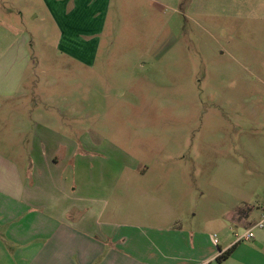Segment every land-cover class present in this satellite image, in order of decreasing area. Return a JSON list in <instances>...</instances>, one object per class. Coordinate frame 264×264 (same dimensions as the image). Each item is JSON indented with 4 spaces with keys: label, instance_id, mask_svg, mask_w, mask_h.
<instances>
[{
    "label": "rangeland",
    "instance_id": "rangeland-1",
    "mask_svg": "<svg viewBox=\"0 0 264 264\" xmlns=\"http://www.w3.org/2000/svg\"><path fill=\"white\" fill-rule=\"evenodd\" d=\"M18 2L0 0L3 72L19 76L27 54L30 88L61 104L50 125L80 144L66 175L83 198L114 189L138 212L141 190L162 192L164 214L172 202L184 219L239 229L226 214L264 178V0H114L92 65L60 54L54 34L20 52L34 9ZM27 109L28 97H0V142Z\"/></svg>",
    "mask_w": 264,
    "mask_h": 264
},
{
    "label": "crops",
    "instance_id": "crops-1",
    "mask_svg": "<svg viewBox=\"0 0 264 264\" xmlns=\"http://www.w3.org/2000/svg\"><path fill=\"white\" fill-rule=\"evenodd\" d=\"M113 2L19 0L34 9L29 17L34 25L16 32V46L24 53L38 32L45 43L54 34L60 54L92 65ZM27 60L26 54L19 76L3 72L7 62H0V97H28V118L17 123L10 142H0V149L17 150L11 156L0 152V264H264V229L250 241L237 242L264 212V178L248 186L252 201L239 192V209L226 214L228 221L239 223L236 231L216 220L200 224L184 219L172 202L165 203L169 214H164L162 192L141 190L138 212L122 201L123 212L114 189L104 199L92 190L85 200L66 175L80 144L51 127V113L60 114L61 104L37 86L30 88ZM19 147L26 149L20 152ZM122 194L127 200L131 191Z\"/></svg>",
    "mask_w": 264,
    "mask_h": 264
},
{
    "label": "built area",
    "instance_id": "built-area-1",
    "mask_svg": "<svg viewBox=\"0 0 264 264\" xmlns=\"http://www.w3.org/2000/svg\"><path fill=\"white\" fill-rule=\"evenodd\" d=\"M264 229V212L259 220L255 221L247 230L237 236V242L250 241L255 237L256 231ZM218 243V240H215Z\"/></svg>",
    "mask_w": 264,
    "mask_h": 264
},
{
    "label": "trees",
    "instance_id": "trees-1",
    "mask_svg": "<svg viewBox=\"0 0 264 264\" xmlns=\"http://www.w3.org/2000/svg\"><path fill=\"white\" fill-rule=\"evenodd\" d=\"M230 255V252L226 253V254H223L219 260H223V259H226L228 256Z\"/></svg>",
    "mask_w": 264,
    "mask_h": 264
}]
</instances>
